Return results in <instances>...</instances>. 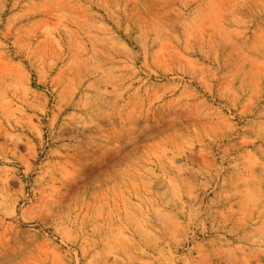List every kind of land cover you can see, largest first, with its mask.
<instances>
[{"label": "rangeland", "instance_id": "obj_1", "mask_svg": "<svg viewBox=\"0 0 264 264\" xmlns=\"http://www.w3.org/2000/svg\"><path fill=\"white\" fill-rule=\"evenodd\" d=\"M0 264H264V0H0Z\"/></svg>", "mask_w": 264, "mask_h": 264}]
</instances>
